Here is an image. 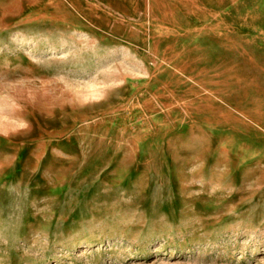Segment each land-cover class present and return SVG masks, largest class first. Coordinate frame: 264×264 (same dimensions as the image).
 <instances>
[{
    "label": "rangeland",
    "instance_id": "1",
    "mask_svg": "<svg viewBox=\"0 0 264 264\" xmlns=\"http://www.w3.org/2000/svg\"><path fill=\"white\" fill-rule=\"evenodd\" d=\"M0 264H264V0H0Z\"/></svg>",
    "mask_w": 264,
    "mask_h": 264
}]
</instances>
